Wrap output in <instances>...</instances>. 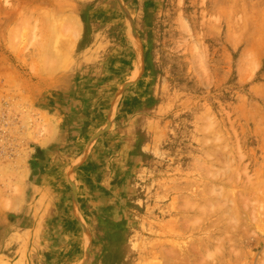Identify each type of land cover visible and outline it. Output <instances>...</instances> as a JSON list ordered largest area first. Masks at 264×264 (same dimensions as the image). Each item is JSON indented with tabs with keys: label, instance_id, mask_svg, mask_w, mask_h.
I'll use <instances>...</instances> for the list:
<instances>
[{
	"label": "rangeland",
	"instance_id": "374dc122",
	"mask_svg": "<svg viewBox=\"0 0 264 264\" xmlns=\"http://www.w3.org/2000/svg\"><path fill=\"white\" fill-rule=\"evenodd\" d=\"M0 264H264V0H0Z\"/></svg>",
	"mask_w": 264,
	"mask_h": 264
}]
</instances>
